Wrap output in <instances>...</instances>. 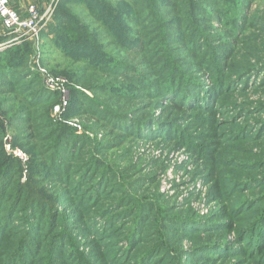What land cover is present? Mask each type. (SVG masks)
I'll return each mask as SVG.
<instances>
[{
    "label": "rangeland",
    "instance_id": "1",
    "mask_svg": "<svg viewBox=\"0 0 264 264\" xmlns=\"http://www.w3.org/2000/svg\"><path fill=\"white\" fill-rule=\"evenodd\" d=\"M89 1L98 4L59 0L38 41L10 44L0 29V71L45 92L35 117L0 100V264H264V0H194L200 15L171 14L162 42L151 21L121 18L135 53L112 45L102 4L145 21L150 7ZM49 2L39 0L42 13ZM65 9L87 17L100 55L132 78L128 67L139 69L145 84L108 69H89L82 84L58 74L70 63L85 69L64 55L93 58L46 35L69 25L57 15ZM49 77L64 81L59 111L64 95ZM95 82L125 83L132 94L102 93Z\"/></svg>",
    "mask_w": 264,
    "mask_h": 264
},
{
    "label": "trees",
    "instance_id": "2",
    "mask_svg": "<svg viewBox=\"0 0 264 264\" xmlns=\"http://www.w3.org/2000/svg\"><path fill=\"white\" fill-rule=\"evenodd\" d=\"M13 1H16V0H11V6H12ZM87 1L90 2L89 0ZM136 1L139 4L142 3L143 5H146V6L148 5L150 7L148 19L146 21L143 19L141 15H138L139 17L138 19H132V15L128 11L108 10V8L104 4L102 5L104 6L105 10H102L98 17V21L100 22L99 25L101 27L103 26L105 32L108 34L107 36H109L113 40L112 45L115 47L117 46L120 49H124L127 52L135 53L137 51H135L134 47H132L134 45H131L130 41H128L129 43L126 42V40L128 39V36L119 34L120 30H124V29H121L120 27L119 22L122 20L121 18H126L128 22L137 23V24L138 23L147 24L148 22L151 21L154 26L153 30H155L156 36H159V38L157 37L155 42H157L158 39H160V41L162 42L161 39L168 40L170 36V32H169L170 29L168 27L169 21L167 20V18H169L171 14L178 13L179 16L180 15L184 17L186 16V18H192L195 15H198V16L200 15L198 9H197L198 11L196 9H194L193 11L190 10L191 6L193 5L194 0H136ZM85 2L86 0H78L77 2L78 9L81 6H84ZM90 3L96 4L97 2L94 1ZM84 7L87 8L86 6ZM164 10L167 12L163 13ZM76 12L77 13L75 14H71L68 11H66V9L61 10V12H58L57 15L59 16L63 14L61 15L62 18H64V21L66 20L67 23L69 22L68 23L69 25L63 29H58V27H54L53 29L54 31L49 32L46 35L50 36L52 34H56L59 40L57 45L59 48L63 49V51L69 50L72 52V54L73 52H76V51H81L83 52V54H86V53L88 54L89 52H91L93 55V58L90 59L87 57H75L79 55H74L73 56L74 58H72L68 55H64L66 58H69V60L74 59L78 63L82 62L83 64H85V69L75 70L74 68L76 67V65L70 63V64L63 65L64 68H62L61 70L59 69L58 74H60L62 77L66 78L68 81L72 82L73 84H82V82H84L83 79H86L87 78L86 75H88V73L90 72L89 69H93L95 71H103V69L105 70L108 69L109 72H112L115 75L121 76L123 78H132V75H129L128 69L122 67V65H119L118 61H116L114 58L108 57L107 55H100V52H103V51L101 47L99 46L97 39H95L93 32L90 31V27H86V25L84 24L87 17H83L82 13L78 11ZM112 13H115L116 15L114 14L113 16ZM58 16L55 17L56 22L58 21ZM0 29L2 30L1 38H6L8 40L7 36H4L6 32L2 28L1 24H0ZM192 34L195 35V33H192ZM76 36H80L78 40ZM156 48L158 49V54L160 55L169 54L167 53L169 52L167 51V49L166 50L162 49V44L156 45ZM141 52H145V50ZM98 54L101 57H99ZM3 58L4 56L0 55V59H3ZM145 59H146V65H144V67L148 68L151 66L149 63L151 57L148 56ZM99 60H103L105 66L100 67V65H98ZM26 62H27V59H26ZM162 62L164 63L165 61H162ZM165 66L167 68L170 67L169 61L168 63H166ZM128 68H129L130 74H134V77L130 79L131 82L137 84L138 86L145 84V81L139 80L138 78V76L141 75L140 74L141 71L139 69H135L131 67H128ZM23 75L25 74L17 73L16 70L13 71L11 69H2L0 71V100H5L8 97L14 98L13 102L17 104V107L14 109V111H16L17 115L18 114L26 115L30 113L31 115L35 117L38 112V110L36 109L37 105L38 106L41 105V102H38V101L43 100L45 98V95H44L45 92L41 88L38 89V87H40V84L38 81H33L30 84L26 83L24 86H19L20 82L22 81L21 76ZM28 77L29 75H27L23 79H26ZM95 83L97 85V90L102 93H110V94H115L117 96H124V97H130L132 94L131 87L126 85L125 83H123L124 85H121V86H117L113 84L109 86L103 83H98V82H95ZM155 83L156 82H153L152 85H150L152 89L155 87L154 86ZM84 84H85V87L88 89L91 88V86L93 85L91 81L88 82L87 84L86 83ZM147 89H150V88L147 87L146 90ZM159 92H160L159 94H164L165 98H171L168 96H173L176 91L173 90V91L167 92L166 90L163 91V89H160ZM160 96L163 97V95H160ZM37 118H40V117H37ZM54 126H55L54 124L51 125V127H54ZM124 132H126V129H124ZM2 160H3L2 162V165H3L5 158H3ZM37 216H38V213L35 214V217ZM260 218L261 219H259L260 220L259 224H261L260 226H263L260 228V232L262 231V228H263V233H264V208L260 214ZM263 233H260L261 236L263 235ZM23 252L25 251L21 249L18 251V254H21Z\"/></svg>",
    "mask_w": 264,
    "mask_h": 264
},
{
    "label": "built area",
    "instance_id": "3",
    "mask_svg": "<svg viewBox=\"0 0 264 264\" xmlns=\"http://www.w3.org/2000/svg\"><path fill=\"white\" fill-rule=\"evenodd\" d=\"M49 5L42 13L39 4L27 6L24 16L16 12L11 6V0H0V24L7 34L10 44H23L28 40H39L41 33L49 25L59 0H48ZM44 73V70H42ZM47 85L52 91L63 94L64 97L57 107V111L67 105L64 81L61 78L49 77Z\"/></svg>",
    "mask_w": 264,
    "mask_h": 264
},
{
    "label": "crops",
    "instance_id": "4",
    "mask_svg": "<svg viewBox=\"0 0 264 264\" xmlns=\"http://www.w3.org/2000/svg\"><path fill=\"white\" fill-rule=\"evenodd\" d=\"M38 2L39 0H16L12 2V8L20 15L24 16L27 6Z\"/></svg>",
    "mask_w": 264,
    "mask_h": 264
}]
</instances>
